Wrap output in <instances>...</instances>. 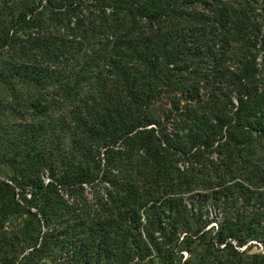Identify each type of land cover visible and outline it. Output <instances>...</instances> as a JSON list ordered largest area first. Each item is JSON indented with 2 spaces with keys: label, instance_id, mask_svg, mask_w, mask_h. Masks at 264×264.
<instances>
[{
  "label": "trees",
  "instance_id": "trees-1",
  "mask_svg": "<svg viewBox=\"0 0 264 264\" xmlns=\"http://www.w3.org/2000/svg\"><path fill=\"white\" fill-rule=\"evenodd\" d=\"M0 264H264V0H0Z\"/></svg>",
  "mask_w": 264,
  "mask_h": 264
},
{
  "label": "rangeland",
  "instance_id": "rangeland-1",
  "mask_svg": "<svg viewBox=\"0 0 264 264\" xmlns=\"http://www.w3.org/2000/svg\"><path fill=\"white\" fill-rule=\"evenodd\" d=\"M47 179H48V178H47ZM88 195H89L90 197H92V194H91V193H89V192H88ZM211 212H212V215H213V216H215V215H216V213H215L216 211H215V210H212ZM217 213H219V212H217ZM218 218H219V219H221V218H222L221 214H219ZM216 222H217V219L213 221V224H216ZM252 242H255V243H257V241H256V240H254V241H252ZM184 255H185V256H187V255H188V253H187V252H184Z\"/></svg>",
  "mask_w": 264,
  "mask_h": 264
}]
</instances>
